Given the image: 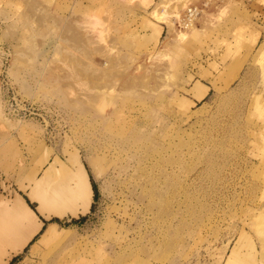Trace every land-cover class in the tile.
<instances>
[{
  "label": "rangeland",
  "instance_id": "rangeland-1",
  "mask_svg": "<svg viewBox=\"0 0 264 264\" xmlns=\"http://www.w3.org/2000/svg\"><path fill=\"white\" fill-rule=\"evenodd\" d=\"M81 164L13 264H264V0H0V210Z\"/></svg>",
  "mask_w": 264,
  "mask_h": 264
},
{
  "label": "crops",
  "instance_id": "crops-1",
  "mask_svg": "<svg viewBox=\"0 0 264 264\" xmlns=\"http://www.w3.org/2000/svg\"><path fill=\"white\" fill-rule=\"evenodd\" d=\"M154 23L155 22L153 21V25H154ZM164 29H165V26L163 24H156L155 23L154 32L156 33L157 36H159V38L162 36ZM199 90H200V92L204 91L201 88H199ZM51 165H48L46 167L45 173ZM86 173H87V171L84 168V166L82 164L79 165L78 172L76 173L77 175L75 174L76 176L74 175V178L71 181L65 180V181H68V182H66L67 185L66 184L64 186L58 185V186H60L58 189H55L54 186H51L50 178H48L49 176L46 174L44 175V180L37 181L36 189H34V191H32V192L35 193V191H36V194L37 193L38 194L44 193L43 195H46V196H61V198H62L59 201H54V204L51 205V210L49 212H46L47 216L50 214H53V213L63 216L66 213V212L64 213V211H67L68 208L69 209H75L78 212H81L84 210V208H86L87 210L84 211V212H86L85 215L90 211L91 206H92L91 205V199L93 197L95 200V193L93 191L91 183H89V181H88V177H87ZM77 180L81 182V184H82L81 185V191H83L85 194L84 197L82 196V200L80 199L78 194L75 195V193H76L75 191L77 189V185H76ZM63 184H64V182H63ZM46 185H48V186H46ZM44 186H46V188H44ZM49 186H51L52 189L51 188L49 189L48 188ZM64 187H65V189H64ZM42 189H43V191H42ZM57 193H60L63 195H59ZM13 195L14 196L12 199H10L8 201H4V202H6V203L8 202L9 204L14 203V201H16V198H19L23 207H25L28 210L23 209V211H22V208L19 210V212L18 211L17 212H15V211L14 212H8V211H4L2 209L0 210V250L5 252V255L3 256L5 263L7 260L9 262L10 257L8 256V253L10 252V254H12V250H11L12 247L10 246L11 243L10 242L8 243V240H11V238H13L15 233L16 234L19 233V231L21 229L20 220L25 224L24 225L25 227L30 226V225H28V222H27L28 219L26 217V211H29L31 213L32 217H34L36 223L39 225V228H38L37 232L34 234V237L24 247V250L27 246H29L32 242H34V240L36 239L37 236L40 235V237L37 240V242H38L42 238L41 234L44 232V230H46L48 228H56L61 232L66 231L64 229L63 230L59 229V227H57V225H56L57 222H55V221H52L48 225H46V222L43 221V219L39 218L40 215L36 209L39 206V202H38V200L35 199L36 196H35V198H33L31 195H29V193H26V196H25L23 193H21L19 191H15V193ZM33 202H36L37 204L34 206ZM88 209H89V211H88ZM85 215L79 214V217H82V216L84 217ZM72 216L73 215H71V218H72L71 220H78V219L80 220L79 217H72ZM57 218H59V217H57ZM71 220H68V221H71ZM21 225H22V223H21ZM35 243H33L32 246ZM14 261H15V259L13 260V263H14ZM20 262H22V261H19L17 264H20Z\"/></svg>",
  "mask_w": 264,
  "mask_h": 264
},
{
  "label": "bare ground",
  "instance_id": "bare-ground-1",
  "mask_svg": "<svg viewBox=\"0 0 264 264\" xmlns=\"http://www.w3.org/2000/svg\"><path fill=\"white\" fill-rule=\"evenodd\" d=\"M159 19V17H156L155 19L156 20H158ZM160 21H164L163 19H159ZM191 24L192 23H189V24H185V27L186 28H190V26H191ZM67 26V28H68V31H71L72 32V35H71V37H73L74 39H80L81 38V40L83 41V37H82V35H81V33H79L78 31H76V29H73V27L71 26V25H66ZM15 32V31H14ZM8 33V32H7ZM13 33V32H12ZM12 33H10V34H12ZM6 34V33H5ZM17 34V33H16ZM22 34V33H21ZM26 34V33H25ZM15 34L13 33V35H11L10 36V38H12L13 37V39H15V36H14ZM180 35V37L181 36H183L184 35V33H180L179 34ZM19 36H21V35H19ZM23 36V35H22ZM72 38V39H73ZM90 39V38H89ZM17 40V39H16ZM133 84V83H132ZM205 93V92H204ZM36 195V194H35ZM38 197V196H37ZM41 197V196H40ZM44 200V199H43ZM46 202V201H45ZM47 203V202H46ZM48 205H51V204H48ZM26 217H27V219L29 220V219H31V221H32V215H31V213L29 212V211H26ZM21 223H22V225H21ZM16 224V223H15ZM25 224L20 220V227H21V229H20V231H19V233H15V235L13 236V238H11V240H8V243L10 242L11 243V245H12V254H14V253H18V251H21V250H23V248L29 243V241L32 239V233H31V229L33 228V226L34 227H36V228H39V225L38 224H33L32 223V225H30V226H27V227H25L24 226ZM17 226V225H16ZM15 226V227H16ZM19 227V228H20ZM260 227V226H259ZM262 227H263V230H262V228L260 227V230H258V232L260 233V235H261V233H264V220H263V222H262ZM5 228V227H4ZM34 229V228H33ZM5 230V229H4ZM262 230V231H261ZM261 237V236H260ZM262 240H263V238H261ZM260 239V240H261ZM262 244L264 243V242H261ZM237 246H238V244H236V249H237ZM235 249V250H236ZM263 249H264V244H263ZM10 253V252H9ZM233 253H234V251H233ZM5 255V252L4 251H1L0 250V264H8V262L6 261V263H5V261H4V258H3V256ZM263 256V255H262ZM10 257V256H9ZM264 257V256H263Z\"/></svg>",
  "mask_w": 264,
  "mask_h": 264
},
{
  "label": "water",
  "instance_id": "water-1",
  "mask_svg": "<svg viewBox=\"0 0 264 264\" xmlns=\"http://www.w3.org/2000/svg\"><path fill=\"white\" fill-rule=\"evenodd\" d=\"M94 202V198L92 197V199H91V205H92V203ZM90 207V206H89ZM37 209V212L39 213V218L40 219H43V221H46V220H50L53 216H57V217H59L60 219H61V221H66L67 219L68 220H71L72 218H71V215H73L72 217H79V214H82V215H85V213L86 212H83V211H81V212H78L77 214H74L71 210H68L63 216H61V215H57V214H50V215H46V214H43L39 209H38V207L36 208ZM88 211H89V209H88ZM67 217V218H66ZM80 218V217H79ZM24 251V249L22 250V251H20V252H18V253H14V254H11L10 255V259H9V262H8V264H11V262L15 259V257H17L20 253H22Z\"/></svg>",
  "mask_w": 264,
  "mask_h": 264
},
{
  "label": "built area",
  "instance_id": "built-area-1",
  "mask_svg": "<svg viewBox=\"0 0 264 264\" xmlns=\"http://www.w3.org/2000/svg\"><path fill=\"white\" fill-rule=\"evenodd\" d=\"M199 15V10L197 7H189L185 16V22L186 24L192 23L196 20V18Z\"/></svg>",
  "mask_w": 264,
  "mask_h": 264
},
{
  "label": "trees",
  "instance_id": "trees-1",
  "mask_svg": "<svg viewBox=\"0 0 264 264\" xmlns=\"http://www.w3.org/2000/svg\"><path fill=\"white\" fill-rule=\"evenodd\" d=\"M96 196H97V192L95 191V199H96ZM13 263V261L11 262V264Z\"/></svg>",
  "mask_w": 264,
  "mask_h": 264
}]
</instances>
